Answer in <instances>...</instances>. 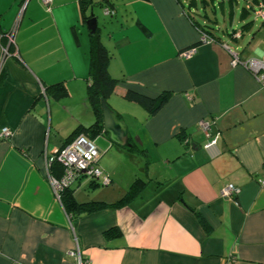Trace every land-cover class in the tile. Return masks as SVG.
<instances>
[{
    "label": "crops",
    "instance_id": "1",
    "mask_svg": "<svg viewBox=\"0 0 264 264\" xmlns=\"http://www.w3.org/2000/svg\"><path fill=\"white\" fill-rule=\"evenodd\" d=\"M92 2L88 14L102 10ZM104 2L111 19L97 26L117 80L107 103L131 145L102 130L97 164L110 182L82 176L67 189L77 202L114 203L140 183L119 207L66 213L49 181L61 167L48 161L96 119L90 31L80 0H0V130L11 132L0 140V264H264V85L244 65L264 60V0H244L238 28L209 22L210 42L189 0ZM128 91L168 97L149 114ZM201 119L219 134L210 150ZM227 184L232 197L221 196Z\"/></svg>",
    "mask_w": 264,
    "mask_h": 264
},
{
    "label": "trees",
    "instance_id": "2",
    "mask_svg": "<svg viewBox=\"0 0 264 264\" xmlns=\"http://www.w3.org/2000/svg\"><path fill=\"white\" fill-rule=\"evenodd\" d=\"M189 4L192 7L196 6L195 0H189ZM229 5L234 3V0H227ZM92 0H80V10L84 21L88 19V9H91ZM197 8V7H195ZM208 21V22H207ZM210 21L204 20L200 22L199 20L194 21V24L197 25L198 29L202 32H209L206 27H209ZM207 34V33H206ZM3 40L2 37H0ZM6 45H2L3 48H7V51H13V44L7 45V40L4 42ZM111 57L110 52L104 47L101 42L99 29L97 28L95 32L90 33L89 35V64L87 71L88 78V87H87V100L92 108L94 115L96 116L95 122L90 125L83 132L87 134L86 131L90 132L91 137L100 134L102 131V114H101V99H104L107 102V99L112 94L114 87L117 83V80L112 78L107 70V65ZM54 86H59L55 84ZM61 94L64 95L65 91L61 88ZM127 99L133 100L140 104L144 109L148 111L149 114L155 113L167 100V94H161L157 98H148L142 94L128 91L125 95ZM135 147V146H134ZM132 147L129 151H131ZM134 149V148H133ZM56 165L59 168V164L52 163V166ZM139 180H136L132 183L126 194L114 203H105V202H77L73 196L68 192V189H65L61 192L60 201L61 204L71 219H75L81 213L91 212L102 207L112 206L119 207L125 203L127 197L132 195L138 188Z\"/></svg>",
    "mask_w": 264,
    "mask_h": 264
},
{
    "label": "built area",
    "instance_id": "3",
    "mask_svg": "<svg viewBox=\"0 0 264 264\" xmlns=\"http://www.w3.org/2000/svg\"><path fill=\"white\" fill-rule=\"evenodd\" d=\"M53 0H41L46 9H50ZM100 3L103 14H112L111 9L105 4L104 0H95ZM258 16L264 21V6L258 13ZM234 36H239L238 32H235ZM213 38L207 36L203 32H200V42H210ZM13 44V38L8 37L7 45ZM3 53L7 54V48H2ZM195 47H189L181 52L182 57H190L195 53ZM232 64L238 63L237 54L233 53ZM257 77V79L264 85V60L252 58L244 63ZM199 127L205 133L207 141L204 143L203 147L206 150H210L216 147V143L219 137L218 133L210 132V124L208 121L201 119L199 122ZM10 129L8 127H3L0 130V140L5 139L10 136ZM101 151L96 146L94 139L87 134H79L72 141L66 143L59 149H56L53 154L49 157V166L52 163H57L61 167V174L55 177L49 174L50 184L60 200L61 192L67 189L73 182L82 176L98 179L103 184H108L110 182L109 177L105 175L101 169L98 167V159L100 157ZM239 190L231 184H227L221 190V196L232 197ZM73 253V252H72Z\"/></svg>",
    "mask_w": 264,
    "mask_h": 264
},
{
    "label": "rangeland",
    "instance_id": "4",
    "mask_svg": "<svg viewBox=\"0 0 264 264\" xmlns=\"http://www.w3.org/2000/svg\"><path fill=\"white\" fill-rule=\"evenodd\" d=\"M195 3H196V7L198 8L196 18L200 22H202L203 19L209 20L211 25L215 29L217 27H226V29L229 30L231 28H238L240 26L239 8L244 3V0H240V2L236 3L238 7L234 11L232 24H229L230 8L228 9V3L224 2V0H195ZM221 6L224 7L221 8ZM93 9H94L93 13L97 17V22L99 23L100 26L102 25L103 22H108V19H111V17H105L102 14V10L99 7L94 6ZM101 139L102 137L100 136H96L94 138V142L96 146L100 149H102L103 147Z\"/></svg>",
    "mask_w": 264,
    "mask_h": 264
},
{
    "label": "water",
    "instance_id": "5",
    "mask_svg": "<svg viewBox=\"0 0 264 264\" xmlns=\"http://www.w3.org/2000/svg\"><path fill=\"white\" fill-rule=\"evenodd\" d=\"M85 23L90 33L95 32L98 28L97 18L92 10H90L88 19H86ZM101 114L103 132L108 133L110 139L115 143L121 146L129 147L131 144L128 141L126 126L120 122L114 111H112L104 99H101Z\"/></svg>",
    "mask_w": 264,
    "mask_h": 264
}]
</instances>
